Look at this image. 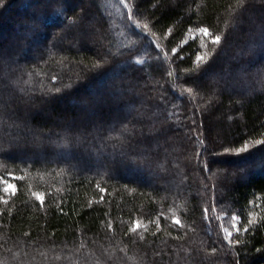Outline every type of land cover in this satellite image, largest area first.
Masks as SVG:
<instances>
[{
  "label": "trees",
  "instance_id": "1",
  "mask_svg": "<svg viewBox=\"0 0 264 264\" xmlns=\"http://www.w3.org/2000/svg\"><path fill=\"white\" fill-rule=\"evenodd\" d=\"M19 1L0 0V73L12 92L55 104L51 118L24 120L0 90V180L16 176L13 192L0 186V264H264L261 0ZM109 16L120 18L122 45L100 55L90 46L114 44ZM65 27L77 48L56 46ZM199 28L221 43L188 37ZM21 30L32 33L12 63ZM119 72L129 74L114 78ZM104 84L106 92L97 88ZM84 98L103 100L101 121L81 124L60 105L84 106ZM138 116L152 120L143 135H134ZM54 117L65 119L58 136L31 133H48ZM88 130L96 142L81 138ZM55 144L60 157L39 147ZM173 181L182 186L168 191ZM195 188L204 200L184 199ZM217 207L240 218L231 242Z\"/></svg>",
  "mask_w": 264,
  "mask_h": 264
},
{
  "label": "rangeland",
  "instance_id": "2",
  "mask_svg": "<svg viewBox=\"0 0 264 264\" xmlns=\"http://www.w3.org/2000/svg\"><path fill=\"white\" fill-rule=\"evenodd\" d=\"M24 0H20L18 2V5H20L21 3H23ZM85 4V6H88V4L90 5V3H93V0H83ZM96 1V0H94ZM98 3V1H97ZM96 3V4H97ZM264 4L263 0L259 1L257 4ZM110 4V1L109 0H101L100 2V5H103V7H105L106 5L108 6ZM36 10V9H35ZM35 10L33 11V18L35 20H38V21H42V14L41 13H34ZM115 18H110L109 16V20L112 19L115 20L116 18L117 19H120L119 17L117 16H114ZM21 18H25L26 20H30L31 18L30 17H23L21 16ZM255 18H251V21L255 22L254 21ZM114 22H117V20L113 21ZM44 23V22H43ZM77 23V22H76ZM114 26H118L116 25L115 23L113 24V27L111 28L110 30V37L111 38H114V44L112 43H106L100 39H95L94 42H92V45L90 47H92V49H95L96 52L100 55H112L114 54L116 51H117V48L120 46L121 42L118 41V43L116 42L118 39V37L116 38V31L114 32ZM72 28H67L65 27L64 29L61 30V34L60 36L62 38H59L58 41H56V46H59L60 48H64L65 46H72V47H78L76 45V41H72V40H67L66 39V35L68 34V32L71 30ZM126 35L127 36H132V32L131 30H129L128 28H126ZM200 29H196V30H193L190 34H189V38H195V37H200L203 41V43H206V40H211V36L209 35L208 37H205L201 32H200ZM17 31V30H15ZM20 42H23L22 45L18 44L17 43V51H13V49H11L10 51H8L9 53V59L11 61H13L12 63H16L15 61H20L21 59L24 58L25 56V53H26V49H24V46L26 45V42L24 41V38H25V35H29L28 33H32V31H27V30H21L20 31ZM24 37V38H23ZM3 37V41H5L6 44H8V42H10V40L7 38ZM35 43V42H34ZM29 46V44H27ZM122 45V44H121ZM36 46H39V45H36ZM80 46V45H79ZM177 49H173V53L176 52ZM13 53V54H12ZM3 60H5L3 57H2ZM8 59V60H9ZM7 60V59H6ZM129 74V72H127ZM128 74H121L120 72L117 73V76L114 77L116 79H123L124 76L128 75ZM8 78H5L1 73H0V90H4L5 93H9L10 95H8V102H10L11 104H13L15 106V109L13 110L14 111V114H16L17 116L18 115H21L24 120H29L34 118L36 115L37 116H41L42 118H44L45 120L48 119V118H51L52 115H53V107H54V100L52 98H46L44 100H41V99H38L36 100L32 94H23V93H20V92H12L11 90L13 89L11 83L7 80ZM111 79V78H110ZM114 80V79H113ZM150 80V78H149ZM151 83H154V81H151ZM97 88H101L104 92L108 91L109 90V87L107 84H104L103 86H99ZM105 88V89H104ZM111 89V88H110ZM167 94V93H165ZM44 97V96H43ZM207 98H210L209 96ZM87 98H84V100L81 101V103L84 105V106H76L75 104L71 103V102H63L61 103L60 105L62 106L63 109H65L67 112L66 113H69L70 110L72 111H76L75 113H77V119H79L81 121V124H86V123H89L91 121H101V118H103L100 114V110H101V107H102V104H103V100H98V101H93V102H90L88 101V99L86 100ZM209 101V99H207ZM207 100H205V102H207ZM88 101V102H87ZM107 101V100H106ZM88 103V104H87ZM200 106L201 108H203L202 104L200 103ZM122 113L123 111H119L118 112V109L117 110H114L112 113H111V116L114 115L115 113ZM105 120V119H104ZM149 120V121H148ZM191 120V119H190ZM133 124H134V135L136 134H144L147 127L146 125L149 123V122H152V120L149 118V117H145V116H138L134 119V121H132ZM64 123H65V119L63 118H59V117H54V121L50 127V130L48 131V133L46 134H42L40 129L36 128L35 130H31V133H34V134H39V135H46V136H50V137H54V136H58L60 131L59 129L60 128H63L64 127ZM30 132H27L26 135L27 136H32L29 134ZM84 133V136L81 137L82 139L84 140H90V142L94 141L96 142L97 141V136L98 134L95 133L94 131L92 130H88V131H85L83 132ZM175 134L177 133V131L174 132ZM177 135V134H176ZM33 138V136H32ZM101 140H104V142L109 139V141H113V139L115 138L114 136H109L107 137V139L105 140L104 137H100ZM22 138H20L19 140H21ZM34 141V140H33ZM219 141V138L216 139V142ZM21 143V142H20ZM30 142H27V144H29ZM31 144V143H30ZM58 145V146H57ZM60 144H55V145H52V146H45V145H39V147L42 146V149L48 153L47 154V157L51 155V152L49 153L48 151H52L53 154L55 156H57L58 154H60V150L62 148V146H59ZM219 145V144H218ZM31 146V145H30ZM44 146V147H43ZM64 148V147H63ZM43 151V152H44ZM59 156V155H58ZM60 157V156H59ZM203 158V157H202ZM86 161V160H85ZM83 162V161H82ZM119 162V161H118ZM86 165H89L87 164V162H83ZM124 166L127 167V163L125 162H121ZM116 167L120 168V162L118 164H116ZM76 169V168H75ZM74 169V170H75ZM237 172V171H236ZM193 177L195 178V182H201L202 181V178L200 176V174L197 172V169L196 167H194L193 169ZM236 175V173H232L231 176L232 178ZM213 174L212 173H209L208 175V178H212ZM8 178H1L0 180V186H2L3 190L5 191V189H7L6 192H13L14 191V179L16 178L15 175L13 174H10L7 176ZM149 177V176H148ZM141 178V177H140ZM139 178V179H140ZM142 179V178H141ZM181 179V178H180ZM185 178H182L181 181H184ZM181 181H173L171 183H169L166 187V189L169 191H173V190H178L181 186H182V183ZM187 181V180H186ZM9 185H11L12 187H8ZM218 193V192H217ZM223 193V192H222ZM184 195V199H187V198H190V195L194 196V197H197L198 199L200 200H204V195H205V191L202 189V188H195V190L193 192L188 193L187 190H184L183 191V194L182 196ZM219 207L215 208V212L217 213V210ZM218 213H217V216H218V222H219V225L221 227V231H222V234L224 235L225 239L228 241V242H231L232 238L238 233L240 232V218L239 216H237L236 214L232 213V212H227V210L223 209V208H220ZM175 221H177V219H174ZM209 221V224L206 226V233L207 235H210V236H214L216 235L215 233V230H214V224L213 221L212 223L210 222V218L208 219ZM229 233H231V235L229 236Z\"/></svg>",
  "mask_w": 264,
  "mask_h": 264
},
{
  "label": "snow or ice",
  "instance_id": "3",
  "mask_svg": "<svg viewBox=\"0 0 264 264\" xmlns=\"http://www.w3.org/2000/svg\"><path fill=\"white\" fill-rule=\"evenodd\" d=\"M200 32L205 36L208 37L210 35L208 29L206 28H201ZM211 43L213 45H219L221 43V36L220 35H216L214 36V38L211 39ZM204 59V57H197V61H202ZM9 188L12 187L11 185L8 186ZM5 191H7V189H5ZM175 223L179 224L180 221H175ZM138 227V225H137ZM231 235V233H229V236Z\"/></svg>",
  "mask_w": 264,
  "mask_h": 264
}]
</instances>
